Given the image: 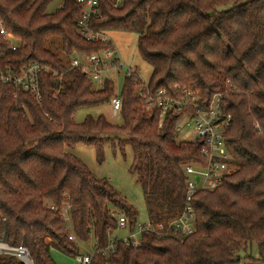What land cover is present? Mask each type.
<instances>
[{"label": "trees", "instance_id": "16d2710c", "mask_svg": "<svg viewBox=\"0 0 264 264\" xmlns=\"http://www.w3.org/2000/svg\"><path fill=\"white\" fill-rule=\"evenodd\" d=\"M52 1L0 0V75L20 74L32 61L49 67L40 70L39 97L0 81V238L25 242L35 264H58L53 249L76 256L78 243L90 238L88 264H264V0H100L102 16L90 27L138 33L140 55L152 66L150 93L165 89L179 98L188 87L197 94L195 104L162 122L158 106L146 108L133 75L125 74L117 91L113 79L97 87L71 66L75 52L115 45L81 34V3L64 0L49 12ZM116 94L122 123L104 114L75 120L79 108L110 103ZM215 95L221 115L231 116L225 143L234 170L213 190L194 194V232L179 240L146 230L136 245L113 238L114 214L133 228L137 208L68 147L94 145L101 160L104 138L128 137L148 220L168 225L186 204L185 167L209 164L203 142L178 140L176 124L207 110ZM0 264L22 262L1 253Z\"/></svg>", "mask_w": 264, "mask_h": 264}, {"label": "built area", "instance_id": "2783aa9c", "mask_svg": "<svg viewBox=\"0 0 264 264\" xmlns=\"http://www.w3.org/2000/svg\"><path fill=\"white\" fill-rule=\"evenodd\" d=\"M83 5L81 11L82 18L79 21V30L81 34L88 40L95 41L103 39L105 41L111 39L108 33L95 30L90 27L89 21L93 17H101L100 0H76ZM122 0H116L115 5H119ZM71 66L80 67L86 78L97 83L101 80L103 72L109 70H117L124 66L123 61L119 55V51L116 46L101 50L92 54H83L75 52L71 56ZM49 70V67L42 66L39 63L32 61L25 64L20 74H3L0 75L1 82H12L15 86L21 87L25 90L35 92L39 97V73L40 70ZM127 75H133L140 81L141 91L140 96H143L146 108L151 109L153 106H158L161 111V122L168 112L180 113L187 107L195 104L198 99L197 94L191 88H183L181 97H174L165 89H159L155 94L150 93L148 83H143V79L136 67L128 66ZM142 79V80H141ZM104 79L102 80V82ZM145 81V80H144ZM102 84V83H101ZM142 87H146L143 90ZM111 105L113 113L118 114L122 105L120 96L116 94L111 99ZM231 123V116L221 115L220 110V98L213 100L209 105V108L205 111L196 110L193 115H183L177 122L176 129L178 131V138L180 140L196 141L201 140L203 142L202 153L209 160L207 166L187 165L185 167V173L187 175V197L184 210L180 216L171 221L168 225L158 222L153 224L151 221L140 225L139 235L133 233L123 238L126 243L136 245L140 241V234L143 231H152L159 236H165L167 234L175 235L179 240H183L185 236L194 232V207L192 205V199L194 194L198 190H213L219 186L227 173L234 170V166L228 163L230 155L226 150L225 133ZM231 166H233L231 168ZM117 217L118 227L129 226L128 220L123 214H114ZM114 248V243L111 242L104 250L103 254H108L110 250ZM95 251V250H94ZM7 253L16 257L22 264H35L28 247L25 242L19 246H11L4 238H0V254ZM93 253L91 254H78L75 256L76 260L80 264L90 263Z\"/></svg>", "mask_w": 264, "mask_h": 264}, {"label": "rangeland", "instance_id": "374dc122", "mask_svg": "<svg viewBox=\"0 0 264 264\" xmlns=\"http://www.w3.org/2000/svg\"><path fill=\"white\" fill-rule=\"evenodd\" d=\"M63 1L64 0H53L48 6V11L52 12L56 10L61 6ZM108 33L119 51L124 66L119 69V72L114 69L103 72L101 80L97 81L95 85L97 87L101 86V83H103L102 80L105 78L113 79L117 91H119L123 86L128 66L136 67L143 79H141L143 83H148L152 66L140 55L138 48V33L134 31H109ZM13 44H15V41ZM217 98L218 95H215L214 100ZM88 114L94 116L104 114L106 118L113 123H122L123 121L121 114L113 113L111 103L81 107L75 114V120L81 122ZM177 139L180 140L179 138ZM103 143L104 148L101 160L99 159L97 148L94 145L77 143L73 147H68V151L81 158L97 177L108 178L127 201L137 208V224L133 228H130V226L118 227L113 232L112 237L123 239L128 237L131 232L138 233L139 235L140 225L148 221V216L143 190L137 181L136 174L130 171V165L133 160L132 142L126 136L113 138L108 136L104 138ZM232 167L233 166H231V168ZM67 223L68 226L71 227L69 218H67ZM3 238L7 240L6 235ZM78 248L80 254L93 253L95 250L93 239L90 238L88 241L79 242ZM52 254L58 264H80L77 262L75 256L67 255L57 249H53ZM253 255L257 256L255 250ZM242 261L248 263L252 261V259L243 257Z\"/></svg>", "mask_w": 264, "mask_h": 264}, {"label": "water", "instance_id": "95a60500", "mask_svg": "<svg viewBox=\"0 0 264 264\" xmlns=\"http://www.w3.org/2000/svg\"><path fill=\"white\" fill-rule=\"evenodd\" d=\"M7 237V236H6Z\"/></svg>", "mask_w": 264, "mask_h": 264}]
</instances>
